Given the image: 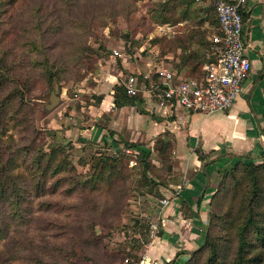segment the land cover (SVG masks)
<instances>
[{
	"label": "rangeland",
	"instance_id": "1",
	"mask_svg": "<svg viewBox=\"0 0 264 264\" xmlns=\"http://www.w3.org/2000/svg\"><path fill=\"white\" fill-rule=\"evenodd\" d=\"M175 4L173 0H0V144L14 155L25 156L33 152L31 142L35 140L33 148L40 146L45 152L55 148L73 169L54 192L47 191L55 184L53 177L45 179L46 193L39 196H35L34 187H29L31 203L20 210L21 216L13 209L8 212L5 203L0 204V212H8L4 214L6 219L12 212L15 216L11 233L0 239V264H124L126 257L138 261L144 255L151 264H157L158 259L151 257L148 249L156 236L163 235L159 212L175 199L187 231L183 238L167 236V249L175 246L179 255L173 260L166 251L159 264H186L203 245L210 210H217L220 204L223 212L237 202L238 197L230 195L220 196L219 204L212 202L217 187L207 186L205 199L200 198L206 213V221L201 223L199 209L186 203L180 192L191 172L179 165L177 143L171 136L166 143L162 139L150 145L148 176L155 183L150 185L152 194H148L133 168L135 152L130 149L127 153L122 142L116 146L111 141V130L106 126L110 117L88 109L89 105L97 106L95 90L107 93L112 84L123 83L128 75L139 71L153 72L161 65L179 67L181 58L192 52L193 61L199 62V56L210 51L209 44L198 45L197 34L202 33L209 43L207 37L217 31L212 6L198 1L192 6L198 17L175 24L159 22L158 15L164 12L170 17L168 10ZM175 11V18H183V6ZM42 64H47L53 74L50 81ZM121 64L132 69L117 75ZM189 69L190 65L185 68ZM51 91L60 100L46 110ZM94 127H100V133H94ZM163 145L168 149L160 154ZM116 152L131 170L127 173L134 174L127 183L102 185L98 191L83 190L77 184L93 173L92 157ZM263 152L253 160L264 159ZM20 161L17 159L19 165ZM218 170L219 184L224 170ZM196 194L199 197L200 193ZM21 196L23 190L13 194L11 200ZM164 199L166 205L161 203ZM233 214H238V203ZM208 230L222 245L227 237L233 238L222 221ZM195 231L198 245L185 249L192 238L188 236ZM257 252L264 264V248ZM232 255L233 250L229 257L221 258L222 263L229 264ZM206 258L204 252L194 256L190 264H204Z\"/></svg>",
	"mask_w": 264,
	"mask_h": 264
},
{
	"label": "crops",
	"instance_id": "2",
	"mask_svg": "<svg viewBox=\"0 0 264 264\" xmlns=\"http://www.w3.org/2000/svg\"><path fill=\"white\" fill-rule=\"evenodd\" d=\"M243 19V34L248 44L251 72L241 95L226 111L204 116L177 109L174 113L166 115L159 110H150L147 107L149 104L143 99L142 104L114 108L112 90L107 93L95 90L94 93L100 95L101 100L97 106H88V109L92 108L89 109L91 111L98 110L97 115L100 113L106 118L110 117L106 126L111 130V141L114 143V140H120V143H114L115 145L128 141L142 143L150 148L154 142L161 143L162 139L165 141L169 136L176 140L179 165L181 168L185 165L191 172L189 181L180 192L185 195L183 197L186 198V203L196 211L199 209L201 223L206 221V213L202 211L203 200L200 198L205 197L206 193L203 191L207 186L211 189L217 187V168L227 166L228 163L233 164L245 157L259 158L264 151V0H248ZM126 69H132V66L121 64L117 75ZM94 128H97L94 133H100V127ZM102 135L105 137V133ZM196 149L202 159H199ZM213 159L215 160L212 161ZM197 192L200 193L199 197ZM174 201L169 202L165 209L159 212L162 213L160 227L163 235L156 236L148 249L149 255L158 259L157 264L161 263L160 259L169 251L167 236L178 235L183 238L186 230L185 226H182L186 219L181 217L177 208L179 202H176V199ZM191 235L192 238L188 240L185 249L189 245H198V233L192 232L188 237ZM170 249L169 254L175 257L178 248L173 246Z\"/></svg>",
	"mask_w": 264,
	"mask_h": 264
},
{
	"label": "trees",
	"instance_id": "3",
	"mask_svg": "<svg viewBox=\"0 0 264 264\" xmlns=\"http://www.w3.org/2000/svg\"><path fill=\"white\" fill-rule=\"evenodd\" d=\"M173 1L176 4L168 10L171 12V16L167 17L164 12H162L158 15L159 22L175 24L181 22V19H193L198 17L197 11L192 7L195 2H198L197 0ZM200 1L206 3L207 0ZM179 6H183L184 8L183 18H175L173 16L176 12V8ZM213 13L215 16V27H217V19L214 10ZM203 21H207V19H203ZM197 35L199 46L204 47L207 44L210 45V42L208 41L209 43H207L202 33ZM208 53L209 51L199 56L201 62H197L196 60L193 61V52L187 54L181 58L179 67L174 66L173 68L180 72L190 65L188 73L192 75L197 72L199 64L212 60L213 56L208 55ZM42 65L44 71L46 70L48 72V80L50 81L53 74H51L52 72H50L47 64ZM112 96V106L114 108H120L125 105L142 104L143 102L142 98L139 96L129 97L122 83L113 85ZM96 98L98 105L101 96L98 95ZM1 104L2 103H0V109ZM167 141L168 139H166L164 143ZM34 142L35 140L31 142L33 144V152L31 154L26 152L25 156H21V154L14 155L0 144V204L5 203L9 207L8 212L13 209L17 212L18 216H21L20 210L23 209L24 205L31 203L27 197L29 187H34L35 196H39L42 193H46L44 185L46 182L45 179L47 177H53L55 184L48 186L47 191L49 193L54 192L58 189V184L62 179L66 180V174L73 170L67 165L64 159L59 156L55 148H52L49 152H45L40 146L33 148ZM114 143L119 144L120 142L115 141ZM122 143L127 149H132L135 152L136 160L135 165H133L134 170H136L135 174L140 175L139 180H141V186H146L148 188L146 192L152 194L153 188H151L150 185H154L155 182L148 176V170L150 168L149 158L152 153L151 148H147L142 143L128 141H122ZM167 149L168 145H163L158 152L161 154L162 152H167ZM196 153L199 159H202L198 149H196ZM122 158L123 157L121 154H118V152L115 154H105L104 157H92L91 168L94 169L93 173L88 179L80 183L77 182V184L81 185L83 190L98 191L107 184L111 187L117 186L120 183H127L130 176L134 174L127 173V171L130 172L131 170L128 169L127 165L123 164ZM17 159H21L20 165ZM21 165L24 166V170L20 169ZM223 170V176H221L216 192L212 196V202L216 200V204H219L221 201L219 198L220 196L223 198L229 195L233 198L238 197V200L236 203L230 204L223 212L220 204L217 210H210L209 226L204 236L203 245L190 256L186 264H190L194 256L204 252L207 253L204 264H223L221 258L225 259L229 257L231 250H233V258L229 264H262L263 258L259 256L261 253L257 252V249L264 248V159L259 161L253 160L250 157H245L244 159H238L229 166L220 168V173ZM35 179H38L36 183ZM40 179H42V181H40ZM22 182H24V186ZM40 182L43 183L42 186L39 185ZM33 184H35V186H32ZM22 190L24 197L21 196L19 200L12 201L11 198L13 194H20ZM65 191H68L67 193L72 191L73 193V190ZM234 194L236 195L234 196ZM212 202L211 204L213 206L214 203ZM237 203L238 214L234 215L233 210ZM46 204L49 205V203ZM8 212H0L1 240L6 239L11 233L10 223L13 221L12 219L15 218L13 215L14 212H12L11 218L6 219L4 214ZM219 221H222V224L225 225V229L231 231L233 234V238L227 237L223 245L217 242L215 236L208 230L212 226L215 227ZM178 255L179 252L176 253L175 257ZM169 263H171V261L167 262V264Z\"/></svg>",
	"mask_w": 264,
	"mask_h": 264
},
{
	"label": "built area",
	"instance_id": "4",
	"mask_svg": "<svg viewBox=\"0 0 264 264\" xmlns=\"http://www.w3.org/2000/svg\"><path fill=\"white\" fill-rule=\"evenodd\" d=\"M200 1V0H197ZM217 19V31L207 37L208 55L212 60L202 63L194 74L176 71L161 65L153 72H137L123 80L129 97L139 96L151 110L166 115L177 109L208 116L229 109L241 95L251 72L248 44L244 38L243 12L248 0H207ZM115 55H120L114 50ZM130 153V149L125 150ZM166 205V199L161 200ZM124 264H151L144 255L138 261L124 258Z\"/></svg>",
	"mask_w": 264,
	"mask_h": 264
},
{
	"label": "water",
	"instance_id": "5",
	"mask_svg": "<svg viewBox=\"0 0 264 264\" xmlns=\"http://www.w3.org/2000/svg\"><path fill=\"white\" fill-rule=\"evenodd\" d=\"M59 95H56L54 91H51L50 97H49V103L46 104L45 109L51 110L53 107H55L59 103Z\"/></svg>",
	"mask_w": 264,
	"mask_h": 264
}]
</instances>
